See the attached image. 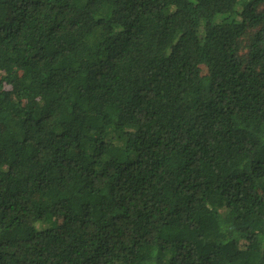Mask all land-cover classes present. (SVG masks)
Wrapping results in <instances>:
<instances>
[{
	"label": "trees",
	"instance_id": "1",
	"mask_svg": "<svg viewBox=\"0 0 264 264\" xmlns=\"http://www.w3.org/2000/svg\"><path fill=\"white\" fill-rule=\"evenodd\" d=\"M0 264H264V0H0Z\"/></svg>",
	"mask_w": 264,
	"mask_h": 264
},
{
	"label": "rangeland",
	"instance_id": "2",
	"mask_svg": "<svg viewBox=\"0 0 264 264\" xmlns=\"http://www.w3.org/2000/svg\"><path fill=\"white\" fill-rule=\"evenodd\" d=\"M198 67H199L200 74H201V75L205 74V72H206V67H205V65H204V66H203V65H199Z\"/></svg>",
	"mask_w": 264,
	"mask_h": 264
}]
</instances>
